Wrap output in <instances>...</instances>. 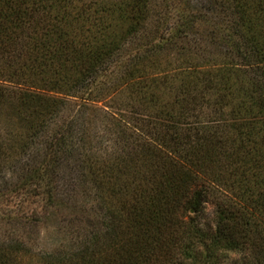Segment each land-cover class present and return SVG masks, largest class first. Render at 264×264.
Returning <instances> with one entry per match:
<instances>
[{
    "label": "trees",
    "instance_id": "trees-1",
    "mask_svg": "<svg viewBox=\"0 0 264 264\" xmlns=\"http://www.w3.org/2000/svg\"><path fill=\"white\" fill-rule=\"evenodd\" d=\"M229 254L264 264V0H0V264Z\"/></svg>",
    "mask_w": 264,
    "mask_h": 264
},
{
    "label": "rangeland",
    "instance_id": "rangeland-1",
    "mask_svg": "<svg viewBox=\"0 0 264 264\" xmlns=\"http://www.w3.org/2000/svg\"><path fill=\"white\" fill-rule=\"evenodd\" d=\"M79 203L86 205V210L84 208H77L76 210H65V211H55V210H49L45 212V210H41L39 208V215L42 217L43 221H45L43 224H41L40 227V238H37L34 251L42 252V250L45 248L47 249L52 247L56 244V241L59 242L60 239H68V237L72 238V235L76 233H82L83 232H90L95 229L96 225H91L88 223V220L94 219L93 214L87 215V209L90 206L91 200H84L80 199ZM89 210V209H88ZM206 210V220L211 221L212 219V212H213V205L207 204L205 206ZM74 217V218H73ZM206 221V222H207ZM85 230V231H84ZM83 231V232H82ZM57 242V243H58ZM42 249V250H41ZM236 258V255L229 254L225 258V264H228L233 259Z\"/></svg>",
    "mask_w": 264,
    "mask_h": 264
}]
</instances>
